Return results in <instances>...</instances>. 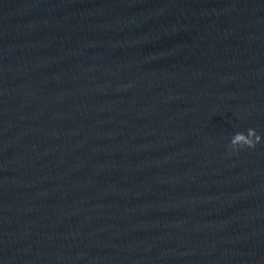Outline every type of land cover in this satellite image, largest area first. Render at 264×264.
Wrapping results in <instances>:
<instances>
[{"label": "water", "instance_id": "water-1", "mask_svg": "<svg viewBox=\"0 0 264 264\" xmlns=\"http://www.w3.org/2000/svg\"><path fill=\"white\" fill-rule=\"evenodd\" d=\"M264 0H0V264H264Z\"/></svg>", "mask_w": 264, "mask_h": 264}, {"label": "clouds", "instance_id": "clouds-1", "mask_svg": "<svg viewBox=\"0 0 264 264\" xmlns=\"http://www.w3.org/2000/svg\"><path fill=\"white\" fill-rule=\"evenodd\" d=\"M261 140H264V136L259 134L255 127H252L247 132H236L230 141V146L234 149L255 148Z\"/></svg>", "mask_w": 264, "mask_h": 264}]
</instances>
